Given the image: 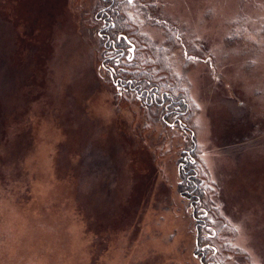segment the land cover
Returning <instances> with one entry per match:
<instances>
[{"label":"rangeland","instance_id":"1","mask_svg":"<svg viewBox=\"0 0 264 264\" xmlns=\"http://www.w3.org/2000/svg\"><path fill=\"white\" fill-rule=\"evenodd\" d=\"M0 264H264V0H0Z\"/></svg>","mask_w":264,"mask_h":264},{"label":"trees","instance_id":"2","mask_svg":"<svg viewBox=\"0 0 264 264\" xmlns=\"http://www.w3.org/2000/svg\"><path fill=\"white\" fill-rule=\"evenodd\" d=\"M115 26V25H114ZM114 29H116V26H115V28ZM112 39H114V38H112ZM124 42H126V43H131L125 36L124 37H122L121 38ZM114 41V40H113ZM112 41V42H113ZM108 46L109 47H107V49H109V50H112L113 48H115V50H116V48H118L119 47V45H118V43H117V41H115V43H108ZM134 52V51H133ZM120 56V55H119ZM124 56V54L122 53V56L121 57H123ZM129 59L130 60H132L131 58H130V55H129ZM115 61V60H114ZM115 65H116V69H117V67H118V63H114ZM113 75V76H112ZM112 75H111V79H112V77L113 78H116V75H115V73L113 74L112 73ZM137 76L139 77L138 79H140V80H142V82H141V85H144L145 83H146V80L148 79V78H151V76H149V75H147V73L145 72V73H139V74H137ZM133 78V77H132ZM137 78H133V80H136ZM113 80V79H112ZM128 82H130V81H128ZM115 84L114 85H119L120 83L118 82H114ZM129 84H131V83H129ZM144 95H146V99L147 100H149L150 102L151 101H155V103H153V102H151V103H153L156 107H160L159 105H158V101H156L155 99H160V97H158L157 96V93L156 92H152V93H146V92H144L143 93ZM158 97V98H157ZM166 99V98H165ZM183 103V101H179V103H178V105L179 106H181V105H184V104H182ZM175 104H177V103H171L170 102V104H169V106L171 107H174V108H176L175 107ZM163 106V105H162ZM182 107V106H181ZM177 123H182V120H178L177 121ZM191 139H192V137H191ZM192 146H193V148H190V150H189V152H188V154H186L185 155V157L182 159V162H180V168H179V170H180V174H182V176H183V180L185 181V182H187V183H189V187L188 188H186V190L185 189H181L182 191H183V193H185V195H194L195 194V196H196V192H197V186L195 185V178H194V172L193 171H190L191 169H190V167L192 166V164H194V160L195 159H193L194 157H193V152H194V147H195V145L194 144H192ZM186 173V174H185ZM187 192H188V194H187ZM197 198L196 199H200V196L199 195H197L196 196Z\"/></svg>","mask_w":264,"mask_h":264},{"label":"bare ground","instance_id":"3","mask_svg":"<svg viewBox=\"0 0 264 264\" xmlns=\"http://www.w3.org/2000/svg\"><path fill=\"white\" fill-rule=\"evenodd\" d=\"M56 171V170H55ZM57 174H59V176L60 175H64V173H62V172H58ZM56 174H54V176H55ZM57 176V175H56ZM56 178V177H55Z\"/></svg>","mask_w":264,"mask_h":264},{"label":"snow or ice","instance_id":"4","mask_svg":"<svg viewBox=\"0 0 264 264\" xmlns=\"http://www.w3.org/2000/svg\"><path fill=\"white\" fill-rule=\"evenodd\" d=\"M128 2L130 3V2H131V0H128ZM129 51H132V49H129ZM185 55H187V53H185ZM181 126H183V125H181Z\"/></svg>","mask_w":264,"mask_h":264},{"label":"flooded vegetation","instance_id":"5","mask_svg":"<svg viewBox=\"0 0 264 264\" xmlns=\"http://www.w3.org/2000/svg\"><path fill=\"white\" fill-rule=\"evenodd\" d=\"M133 48H134V46H133ZM129 51V50H128ZM133 51H134V49L132 50V51H129L132 55H133ZM124 54V53H123Z\"/></svg>","mask_w":264,"mask_h":264},{"label":"water","instance_id":"6","mask_svg":"<svg viewBox=\"0 0 264 264\" xmlns=\"http://www.w3.org/2000/svg\"><path fill=\"white\" fill-rule=\"evenodd\" d=\"M130 49H132L133 50V46H131V48Z\"/></svg>","mask_w":264,"mask_h":264}]
</instances>
